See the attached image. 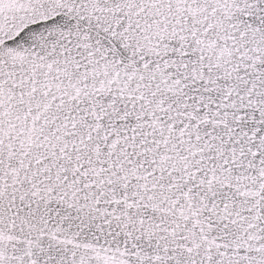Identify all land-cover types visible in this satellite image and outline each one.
Segmentation results:
<instances>
[{
  "label": "snow or ice",
  "instance_id": "snow-or-ice-1",
  "mask_svg": "<svg viewBox=\"0 0 264 264\" xmlns=\"http://www.w3.org/2000/svg\"><path fill=\"white\" fill-rule=\"evenodd\" d=\"M0 264H264V0H0Z\"/></svg>",
  "mask_w": 264,
  "mask_h": 264
}]
</instances>
